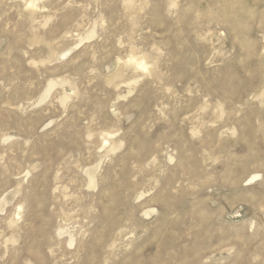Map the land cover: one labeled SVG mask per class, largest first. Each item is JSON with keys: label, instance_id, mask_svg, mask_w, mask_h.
Listing matches in <instances>:
<instances>
[{"label": "rangeland", "instance_id": "obj_1", "mask_svg": "<svg viewBox=\"0 0 264 264\" xmlns=\"http://www.w3.org/2000/svg\"><path fill=\"white\" fill-rule=\"evenodd\" d=\"M0 264H264V0H0Z\"/></svg>", "mask_w": 264, "mask_h": 264}]
</instances>
